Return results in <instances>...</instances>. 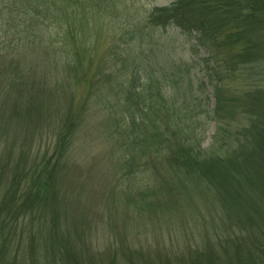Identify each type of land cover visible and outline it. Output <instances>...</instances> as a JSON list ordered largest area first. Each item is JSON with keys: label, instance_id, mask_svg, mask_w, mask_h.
Wrapping results in <instances>:
<instances>
[{"label": "trees", "instance_id": "obj_1", "mask_svg": "<svg viewBox=\"0 0 264 264\" xmlns=\"http://www.w3.org/2000/svg\"><path fill=\"white\" fill-rule=\"evenodd\" d=\"M116 4L117 0H0L1 152L11 157L9 146L3 145L9 132L5 120L21 115L15 107L17 97L29 104L31 91L46 78L64 77V86L89 80L93 43L77 41L74 21L79 14ZM126 9L121 20L129 24L128 33L140 51L128 47V77L119 83L116 78L114 84L120 97L112 99V86L98 84L93 100L104 105L111 124L123 123L116 138L125 136V143L118 145L120 171L133 175L129 191L121 193L132 211L127 209L147 216L151 224L166 219L186 228L179 237L190 236L195 253L178 248L163 264H264V87L252 83L258 73H246L247 83L231 88L242 73L264 65V0H174L143 14L142 20ZM169 27L191 35L207 53L205 85L211 86L212 110L203 112L195 77L174 61L159 59L160 51L146 33ZM124 52L128 55L127 49ZM87 97L74 110L64 106L63 130L50 135L53 149L42 163L23 172L19 164L0 163V173L7 170V177H0V264L19 263L9 256L8 235L19 234L42 255L67 250L58 227L46 225L54 223L46 212L53 207L52 189L64 171L61 166L73 158V138L90 104ZM112 108L116 114L110 113ZM147 170L160 179L157 191L140 183ZM180 210L182 215H177ZM196 219L201 223L195 224ZM232 234L240 236L234 255L228 247ZM30 264L46 263L36 258Z\"/></svg>", "mask_w": 264, "mask_h": 264}, {"label": "rangeland", "instance_id": "obj_2", "mask_svg": "<svg viewBox=\"0 0 264 264\" xmlns=\"http://www.w3.org/2000/svg\"><path fill=\"white\" fill-rule=\"evenodd\" d=\"M173 1L117 0L116 6L111 5L109 9L96 8L90 15L79 14L74 21L76 39L84 43H93L91 48L93 60L92 56L89 58V62L92 60L89 80L75 81L64 86L60 80L64 77L58 76L51 80L46 78L44 85L39 86L36 83L35 88L38 90L31 91L33 98L29 104L17 97L15 107L21 115L18 119L13 117L5 120L9 132L7 142L3 143L9 146L12 158L7 152L0 150V163L5 165L10 161L9 165L19 164L23 172L37 163H42L43 159L51 154L53 140L50 135L55 136L63 130L66 118L63 113L64 106L73 107L74 110L79 101L83 102L90 96V104L87 105L83 122L73 138L71 147L73 158L68 157L61 166L64 171L56 177L52 189L53 207L49 210L51 214L46 212L47 219L54 222L46 225L58 227L59 240L64 241L67 250L42 255L37 253V247L32 248L29 240L22 241L19 234L8 235L7 250L10 258H17L19 261L17 264H30L31 260L36 258L42 259L46 264H67L73 260L78 264H163L166 263L167 257L172 256L173 251H178V248L186 254L195 253L196 246L190 236L179 237V233L186 229L181 223L170 224L163 219L151 224L147 216L130 213L128 209L132 211V208H128L121 193L129 191L133 175L129 177L120 171L118 150L120 152L121 150L118 145L122 146L125 143V136L121 137L120 141L116 138V130L119 128L124 130L123 123L118 120L117 124H111L109 118L104 116V105L93 100L94 86L98 84L112 86L108 91L112 99L120 97L119 93L115 94L114 87L116 88V78H119L117 83L124 81L123 78L128 77V68L132 66L127 63L132 60V52L128 47L132 46L136 52L140 51V45L132 39L130 32L128 33L129 24L121 20L123 7L137 19L141 16L142 20L145 17L143 14H147L155 7L169 5ZM121 2L125 5L120 6ZM146 33L152 44L160 51L159 59L174 61L195 77L194 88L203 99V112L212 110L214 101L211 86L205 85L207 83L205 50L196 44L191 35L181 33L172 27L148 30ZM125 49L128 50V55L125 54ZM99 69L102 72H99ZM113 73L115 75H112ZM246 73H258V76L252 78V83L264 87V65H261L242 73L239 80L231 84L232 89H241L247 83ZM52 83L57 85L50 86ZM37 103L40 104L35 108ZM44 104L46 106L43 108ZM57 106L60 107L58 113ZM116 112L114 108L110 111L112 114ZM47 118L49 121L45 125L43 123ZM212 130L213 125L210 124L206 134L210 135ZM207 141L208 139L204 141V146L208 144ZM160 162L158 159L155 161L159 169ZM6 171L5 169L1 172L0 177H7ZM151 173L147 170L142 175L140 183L154 186V192L160 188V179L151 177L149 175ZM176 214L182 215V210ZM197 223L201 221L196 219L195 224ZM202 224L206 226V223ZM230 237L228 247L230 254L234 255L240 236L232 234ZM227 240L223 241V247L226 246ZM159 249L161 254L157 253ZM253 255L259 256L256 253Z\"/></svg>", "mask_w": 264, "mask_h": 264}]
</instances>
